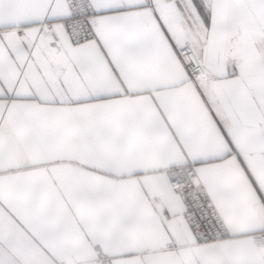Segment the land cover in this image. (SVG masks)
I'll return each mask as SVG.
<instances>
[{
    "label": "snow or ice",
    "instance_id": "obj_1",
    "mask_svg": "<svg viewBox=\"0 0 264 264\" xmlns=\"http://www.w3.org/2000/svg\"><path fill=\"white\" fill-rule=\"evenodd\" d=\"M0 264H264V0H0Z\"/></svg>",
    "mask_w": 264,
    "mask_h": 264
}]
</instances>
